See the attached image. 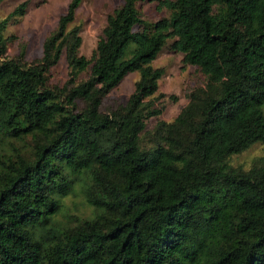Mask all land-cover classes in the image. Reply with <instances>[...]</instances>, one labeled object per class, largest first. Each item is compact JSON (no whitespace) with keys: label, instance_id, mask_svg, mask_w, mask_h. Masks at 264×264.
<instances>
[{"label":"trees","instance_id":"trees-1","mask_svg":"<svg viewBox=\"0 0 264 264\" xmlns=\"http://www.w3.org/2000/svg\"><path fill=\"white\" fill-rule=\"evenodd\" d=\"M1 1V0H0ZM120 0L88 56L65 10L30 62L7 56L0 18V264H264V0H158L147 25ZM168 47L192 65L186 102L162 110ZM63 55L66 79L48 83ZM136 72L123 102L101 104ZM173 98L172 95L169 96ZM77 183L91 216L53 217Z\"/></svg>","mask_w":264,"mask_h":264},{"label":"rangeland","instance_id":"rangeland-1","mask_svg":"<svg viewBox=\"0 0 264 264\" xmlns=\"http://www.w3.org/2000/svg\"><path fill=\"white\" fill-rule=\"evenodd\" d=\"M24 1V5L15 13L14 20H8L3 36L6 37L5 51L2 54L19 56L24 62H30L40 55V43L43 35L52 29L57 17L65 10L68 0H1L0 18L5 17L16 4ZM158 0H142L137 4L141 16L150 25L160 16L167 15L164 8L157 9ZM120 0H79L74 17L69 25L76 26L81 37L78 49L80 54L88 56L94 42L100 34L106 15ZM170 40L150 61L155 67H162L163 74L158 80L157 90L164 94L160 99L161 112L145 121V127L150 128L158 119L171 120L180 107L186 102V90L191 84L190 76L193 66L181 61V53L168 47ZM0 55V58H2ZM67 75V67L63 55L52 65L47 73L49 84L60 85ZM136 72L127 73L114 87L110 88L102 101V108H108L112 101L123 102L132 90ZM172 95L173 98L169 96ZM264 143L254 142L245 150L231 154L227 163L232 166L246 167L252 159L261 155ZM5 146L0 143V153ZM91 216L92 206L82 198L78 184L71 186L69 192L59 197V208L53 215L55 219L63 220L66 216Z\"/></svg>","mask_w":264,"mask_h":264}]
</instances>
